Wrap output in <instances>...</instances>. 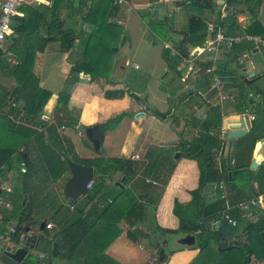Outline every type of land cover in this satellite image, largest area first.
I'll list each match as a JSON object with an SVG mask.
<instances>
[{
	"label": "crops",
	"instance_id": "1",
	"mask_svg": "<svg viewBox=\"0 0 264 264\" xmlns=\"http://www.w3.org/2000/svg\"><path fill=\"white\" fill-rule=\"evenodd\" d=\"M97 1L25 0L12 18L13 32H11L10 38L5 39L0 49V159L7 157L0 165V232L6 233L9 229H14L26 204L31 209V220L35 223L33 227L27 226L34 236L32 240H34L33 245L35 244V247L28 248L27 246H22L26 250V253L17 264H42L40 258L44 257L45 254L43 252L47 246L45 241L47 238L49 239L52 231L56 229L55 220L52 217L59 219L58 216L61 211L58 210H62L60 208L62 206H67L68 210L72 209V206L67 204L66 198L61 193V187L68 177V171L67 174H64V176L62 174V177L55 181L48 175L44 155L47 147L50 146V138L59 142L63 149L76 159L81 160L96 157L94 155V152H96L100 153L97 155L104 158L114 157L131 160L134 163L135 174L128 184L133 185V189L138 195L140 193V196L147 195L143 193L150 191L153 185L160 187L161 183L164 182L160 189L161 192L156 195L158 202L154 205L155 222L164 228H177L178 222H175L174 216L170 213L174 198L182 205L189 204L191 202V191L195 189H199L202 197L207 202H211L213 199H220L225 207L223 212L225 211L226 213L232 209L231 205L245 202L235 194L233 189L225 185L222 179H220L222 181L221 187L218 186L220 180L216 184L212 183L206 187H202V185L199 187L197 161L200 160V157L183 154L179 148L180 143H186L191 137L197 135L199 131L198 122L206 117L210 107L216 106L218 107L220 116L218 138L222 140V144L224 143V148L221 149V145L220 149L213 153V168L218 173L223 171L222 158H225L226 154L239 164V167L245 166L247 162L248 165L250 164L253 152L255 153V151L253 148L251 154H248L249 143L243 136L247 134L252 125L255 126L257 124L258 113L253 109L254 103L252 101L249 102L250 99L247 98H258L259 100L256 102L261 108L263 100L262 98L260 99L258 94L252 96L247 92L246 95L242 93L243 98H241L232 80H235L234 75L239 72L246 76L249 73H255L256 70H259V74L264 71V67H255L258 64L264 65V56L263 58H259L256 54L260 45L250 41H243L249 43L252 49L251 51H243L237 54L239 56L235 59L238 60L240 58L238 64L243 63L241 67L237 68L236 60L234 59L235 54L228 52V48L221 46L220 49L196 56L192 61L193 69L191 71L187 69V60L191 58L190 53H192V49L196 46L190 48L189 55L182 59L184 66H186L184 72L180 71L177 74L176 71L180 70V68L176 66L173 69L176 80L171 82L165 89L160 87L159 83L152 81V84L144 92L145 99L152 108L146 107L142 115L133 117L132 115L141 109L138 107L137 100H133L124 93L122 96L124 98L120 100L123 103L119 108V105L114 103L115 99L118 98L106 99L102 95L103 90L127 89V87H122L123 84L112 87L110 83L105 82V78L98 76L91 79L87 73L72 71V62L76 59V56L71 53V50H62L59 40L42 43V39L45 37L42 29L53 18L62 23V27L64 24L74 27V29L63 27L64 30H72L73 33L79 30L90 31L94 24L92 23V19L85 22L83 18L88 13V10L94 7ZM134 1L143 2L135 3ZM175 1L120 0V2H116V0H110L109 4L111 7L105 10L106 16L104 21L111 23L115 19L114 23L118 27L123 26L125 21L119 17L121 11L118 10L121 4L128 6V8L130 7L129 3L144 6L148 4L147 7L150 9L149 4L155 2L157 3V8L163 3L166 6L165 8L168 9L167 4L170 3L171 7L169 6V8L175 12L178 7H181L174 3ZM218 1L212 0L213 3L217 4ZM103 6L104 4L99 9H102ZM260 8L264 9V4ZM223 11H225V6ZM203 13L207 12L202 11V16ZM210 15V21H206L208 30L204 40L212 35L211 29L216 27L213 23V14L211 13ZM259 19L264 22V13H260ZM22 25H24L25 31L15 32V29L20 30ZM177 26L183 28L174 31L182 30L187 25L182 24L179 26L178 24ZM178 35L180 38V34ZM123 41L124 37L121 39V44L124 43ZM164 42L163 45L170 46L166 41ZM170 49V54H175L171 46ZM219 54L227 56L229 58L228 63L223 62L224 60L218 57ZM203 61H211V64L201 70L196 62L202 63ZM6 63L8 64L6 65ZM220 63L226 66L225 73L219 74L217 72L216 65ZM212 65L214 66V70L206 72L205 69ZM232 70L236 72L231 73ZM23 72L27 75H32L36 79L37 86L49 92L44 105L34 115L25 107V101L28 99L30 91L20 87L24 83V79L21 76ZM198 73L201 76V92L193 88L194 82L198 80ZM260 77L257 76L255 80ZM214 78H217L221 83L222 87L219 91L215 88ZM98 81H101L100 85H102L99 89H97L96 84ZM244 82L245 85L249 83V81ZM190 90L194 92V95H198L199 99L195 98V101L192 100V94L183 99ZM220 95L231 96V98L220 99ZM97 96L105 99L103 103L107 105L115 104L116 107L112 111L105 113L104 115L106 116L100 115L98 117V115L87 114L84 117L85 119H82L83 109L80 104L90 105L93 100L96 103L99 100L96 99L98 98ZM242 101H245V104H242L241 109H237L238 106H241L239 103ZM252 103L253 106H251ZM78 109L80 110L77 111ZM122 110L129 111L132 115L123 117L113 128L102 132L98 151L85 149L81 154L77 153L79 147L77 145L78 139L82 140L83 146L87 147L88 143L85 139H82L81 131L76 126L78 127L83 124L84 126L97 125ZM151 113L165 114L166 117L160 120L151 115ZM245 113L248 120L250 114L254 118L249 120V127L246 128V133L239 138L232 139L228 145L224 130L228 127L229 121L237 119L238 115ZM75 115L81 116V123L83 124H78L77 119L74 117ZM65 117L72 119V129L66 126ZM123 119L125 120L123 121ZM49 126L54 127V130L51 129L48 133L46 128ZM110 133L118 137V141L115 144L111 143L110 150L115 149L119 156H110L103 149V144L105 142L109 143L111 139ZM262 134H264V131H262ZM176 152L178 156L174 157L173 154ZM69 155L68 158L70 159ZM133 155H136V157H132ZM225 160L229 162V159L227 160L226 158ZM114 176L117 179L119 172L111 174V177ZM108 181L111 180L109 179ZM59 183H62L60 188ZM255 187L256 184L253 183V188ZM216 188L218 189V193ZM263 195L264 193L258 197ZM97 200L98 202H102L108 201L109 198L105 196ZM158 216L160 221L157 218ZM240 216H243V214L240 213ZM216 221H210L211 225L215 226ZM41 222L44 223L43 229H39ZM47 223L51 224L50 228L45 227ZM122 224L124 223L120 222L119 226ZM23 226L25 225H21L22 228L18 238L24 233L22 230ZM9 236L0 240V253L11 242H14L9 239ZM181 236L183 235L179 234L172 237L176 240ZM40 237L43 238L42 241ZM236 238L238 239L237 236ZM138 248L141 249V246L128 240L125 236V231L121 229L118 237L104 250V253L115 258L119 263L124 264L122 260L128 261L126 259L128 255L131 256L133 250L137 252ZM185 250H195L193 255L184 262V264H187L197 254V249H182L179 251ZM137 254L136 257L133 254L129 258L133 261V264H139L141 261V257L139 256L142 253L138 251ZM130 260L126 264L132 263ZM0 264L5 263L0 261Z\"/></svg>",
	"mask_w": 264,
	"mask_h": 264
},
{
	"label": "trees",
	"instance_id": "2",
	"mask_svg": "<svg viewBox=\"0 0 264 264\" xmlns=\"http://www.w3.org/2000/svg\"><path fill=\"white\" fill-rule=\"evenodd\" d=\"M108 2L110 0H98L83 18L85 22L92 19L94 24L90 31L79 30L73 33L72 30H64L62 23L54 18L47 24L45 23L46 25L42 29L45 34L42 43L59 40L62 50H71V53L76 56V59L72 62L71 70L87 73L91 79L99 76L95 73L97 60L92 59L94 58V48L92 49L91 47L93 38L101 42L100 36H98L100 32V27H98L100 14H103L101 22L105 27L113 25L112 23L104 22L106 16L105 6L108 5ZM174 3L179 6L195 7L198 13L189 16L187 26L184 29L175 31L180 34L178 41L171 44L175 54H170L168 48H164L161 51L162 59L170 65L172 70L177 66L176 59L182 60L186 58L189 55V49L199 45L204 40L208 25L201 13L204 9H210L214 4L212 0H176ZM102 4H104L103 8L99 9ZM262 4H264V0H226L225 15H220V9L217 10L216 14H213V23L216 27L211 29L212 35L218 29L227 36L245 33L257 35L264 39V22L259 19L260 13H264L260 11ZM239 13H243L250 18V22L245 26H241L235 19V16ZM156 26L154 29L158 30L159 27ZM11 30L13 32L12 25ZM167 30H169V27H167ZM19 31H25L24 25H22L20 30L15 29V32ZM10 36L11 34L8 38ZM261 46L264 45H260L259 48ZM251 49L252 46L249 43L238 42L232 44L228 48V52L235 54V59L239 56L237 55L239 52L251 51ZM196 64L202 70V68L210 65L211 61L196 62ZM236 65L238 68L243 63L238 64V60H236ZM216 67L219 74L225 73L226 66L220 63ZM179 72L180 70L176 71L177 74ZM235 72L232 70L231 73ZM262 75H264V71L258 77ZM21 76L24 79V83L20 87L30 91L29 97L25 101V107L34 115L44 105L49 92L38 87L36 79L32 75H27L23 72ZM244 77L245 75L237 73L235 80H232L238 95L243 98L242 93H245V95L250 93L252 96L258 94L260 99L262 98L263 100L261 112L264 114V97L261 90L257 88L250 90V85L254 83L255 79L247 80L249 83L245 85ZM196 83L199 84L198 82ZM126 92L128 93V89L103 90L102 95L106 99H113L122 97ZM191 94H194V92H188L183 99ZM129 96L131 95L129 94ZM130 98L133 99L132 96ZM247 99L254 103L251 97ZM253 103L251 106H253ZM242 104L244 105L245 101L239 103L241 106H238L237 109H241ZM131 115L129 111L122 110L97 125L104 132L113 128L123 117ZM151 115L160 120L166 117L165 114L160 113H151ZM219 119L218 107H210L206 117L198 122L199 131L197 135L191 137L186 143H180L179 149L183 154L200 157V160L197 161L199 187L201 185L206 187L212 183L216 184L222 179L224 184L233 189L242 201L255 200L256 205L251 207L255 208L259 213L254 220H242L237 209L232 208L227 212L235 220V225L227 224L220 217L225 209L222 201L213 199L211 202H207L202 197L199 189H195L191 191V202L189 204L182 205L174 198L171 212L177 218L178 225L175 229L164 228L159 226L154 219V205L158 202L156 200L158 193L155 192L157 189H159L157 191L161 192L160 189L164 182L161 183L160 187L151 185L150 191L143 193L147 195L140 196L133 189V186L128 184L135 174L134 163L131 160L114 157L104 158L102 156L78 159L79 161L71 159L74 162L92 166L93 180L83 197L78 200L66 199L67 204L71 205L72 209L68 210L67 206H62L60 207L62 210H58L61 211L59 212V219L52 217L55 220L56 229L52 231V235L45 241L47 244L46 249L43 250L45 254L44 257L40 258L42 264H58L59 262L56 263V260H63L64 263L68 264H75L76 262L77 264H121L104 253V250L120 234V222L126 225L125 236L128 240L139 243L140 239L145 238L148 240L149 245L156 248L155 264H165L167 254L182 250L172 248L167 250L168 253L163 251V247L167 246L171 237L179 234L194 236L193 245L187 247V249H197V254L187 264H249L251 255L257 260L264 259V241L261 237L264 234V206L258 199V196L264 193V162L253 171L248 168V162L245 166L239 167L236 162L233 161V165V163L230 164L226 161V158H222L223 171L218 173L213 168L212 155L222 145V140L218 138ZM84 127V125H81V128ZM255 128L252 125L247 134L243 136L249 143L248 154H251L255 141L264 137V134L256 132ZM51 129L54 130V127L49 126L46 131L49 133ZM38 134L40 135L41 133ZM49 142L50 146L46 149L44 160L48 175L55 181L67 171L64 157H68V155L59 142L52 138L49 139ZM188 158L191 159L190 157ZM6 159L7 157L0 159V165ZM228 159L232 158L228 156ZM241 171H244L243 177L238 181L237 175ZM116 172H119V176L115 180L116 190L110 194L106 181L107 179L111 180V174ZM253 183L256 184L255 188H253ZM216 191L218 193V189ZM105 196L109 198L108 201L98 202V198ZM157 218L160 221L159 216ZM216 219L219 220L217 227L212 226L210 223V221H216ZM162 221L164 220L162 219ZM22 224L25 225L23 228L27 226L33 227L35 224L31 220V209L28 204L22 210L20 219L9 236L10 240L15 242L20 235ZM237 226H241L242 232H247L246 235L254 232L255 239L251 240L252 245L247 244L246 238L243 241H225L223 228L235 229ZM163 239L165 242H162ZM40 240L42 241L43 238L40 237ZM160 249L163 252L162 258L158 256Z\"/></svg>",
	"mask_w": 264,
	"mask_h": 264
},
{
	"label": "rangeland",
	"instance_id": "3",
	"mask_svg": "<svg viewBox=\"0 0 264 264\" xmlns=\"http://www.w3.org/2000/svg\"><path fill=\"white\" fill-rule=\"evenodd\" d=\"M134 2L142 3L143 1H134ZM129 4H130L129 8L128 6H124V4L119 5L118 10L121 11L119 17L123 21H125L123 26L121 27H118L114 23L115 19H113V22H111L113 25H111L110 27H105L104 24L101 22L103 14H100L99 16L100 23L98 25V27H100L99 28L100 32L98 36H100L101 42L93 38L91 48L92 49L94 48V51H93L94 57H95L94 59L97 60L96 67H95V73L99 75L100 77L105 78L106 79L105 82L110 83L112 87H116V86L123 84L122 87L125 86L128 89V93L126 92L127 95L129 96L130 94L133 97V99L137 100L138 107L141 109L132 115L134 117L135 114H139L145 111L146 107L152 108L147 103L145 99V95H144L146 88L152 84V81L159 83V86L165 89V87H167L171 82L176 80L175 72L170 68V65L166 63L161 57V51L164 49L163 42L166 41V43L171 46L173 42L178 41L179 35L174 30H178L183 27H178L177 25L178 24L179 26H181L182 24L187 25V21L191 13L192 14L198 13V10L195 7L181 6V7H178V9L175 12H173L171 8H169V6L171 5L170 3L167 4L168 9L165 8L166 6L163 3L161 4L159 8L156 7L157 3L155 2L150 3L149 4L150 9H148L147 7L148 4L145 6L136 5L133 3H129ZM217 5H218L217 3H214V5H212L210 9L203 10L207 12L205 14L203 13V17L205 16L204 18L206 19V21H209L211 18V15H210L211 13L209 12H212V14H216L217 9H219V6ZM110 7H111L110 4L105 6V10L110 9ZM262 9L261 11L264 10ZM220 15L221 16L225 15V11L220 10ZM235 19L241 26L243 25L245 26L247 23L250 22L249 21L250 18L243 13L237 14L235 16ZM157 23L159 26L157 25ZM154 25L156 27H159V29L158 30L154 29L155 27ZM160 27H163V28H160ZM167 27H169V30H167ZM123 37H124V41H123L124 43L121 44V39ZM256 54L258 55L259 58H263L264 46H261L258 49V52ZM218 57L221 60H224L223 62L225 63H228L229 61V58H227V56L225 55L219 54ZM176 63H177V67L180 68V71L184 72V69H186V66H184V63L182 62V60L176 59ZM7 64L8 63H6V65ZM255 67L263 68L264 65L258 64ZM239 74H241V72H239ZM234 76L237 77V74H235ZM197 77H198L197 78L198 80L196 82H198L199 84L194 82L193 88L194 90L197 89L199 92H201L202 83L200 81L201 79L200 73H198ZM118 82H121V83H118ZM253 82L254 83L250 85V90H254L257 88L261 90L262 95L264 97V76H261L260 78L256 79ZM96 84H97V89H99V87H102V85H100L101 81L96 82ZM68 88L70 89V87ZM77 90H79V88H77ZM190 92L192 91L190 90ZM192 95H193L191 97L192 100L195 101V98L199 99L198 95H194V94ZM97 97L98 98L96 99H99V100L96 103H95V100H93L92 103H90V105L80 104V106L83 109L82 117L80 116L82 119L85 117V115L87 116V114H90L93 116L98 115V117H100V115L106 116L104 115L105 113L112 111L116 107L115 104L107 105L103 103V100L105 99L100 98L99 96ZM123 98L124 97L115 99L114 103H116V105H119V108L120 106H122L123 102H121L120 100H122ZM252 99L254 101L253 109L256 113H258L257 119H256L257 124L255 125L256 127L255 129H256V132L262 133V131H264V115L261 114L262 108L256 102L257 100H259L258 98L252 97ZM80 106L79 108H81ZM79 110L80 109H78L77 111ZM74 117L75 119H77L78 124H83L81 123L80 117L76 115ZM65 120H66L65 122L66 126L72 129V126H73L72 119L69 117H65ZM124 120L125 119H123V121ZM260 124H263V125H260ZM76 128L79 131H81V125L78 127L76 126ZM113 136L114 135L111 134V139L109 140V143L105 142L103 144V149L105 150L107 154H110V156H119L115 149L110 150V146L113 143L115 144L116 141H118V137L116 136L113 137ZM83 137L84 136H82V139L84 140ZM77 145L79 146L77 149V153L81 154L82 152H84L85 149L86 150L88 149L89 151L92 150L90 144H88L87 147L83 146L81 139L77 140ZM66 154L69 155V153L67 152ZM97 154H100V153L94 152V155L100 156ZM69 156H70V159L74 161H79L78 159L71 157L72 155H69ZM243 173L244 171H241L237 175L238 181L243 177ZM64 174H67V171H65ZM111 178H112L111 181H108L109 179H107L106 181V186L108 190L110 191V194L116 190V186H115L116 178L115 176ZM61 184L59 185V188ZM155 193H160V191L156 190ZM258 199L261 202L262 206H264V195L261 197H258ZM249 212H250V215H247L246 213H244L243 216H241L242 220H246V219L254 220L259 213V211H256V209L253 207H250ZM170 213L172 214V212ZM174 219H175V222H177V218L175 216H174ZM214 225L215 227H217L219 225V220H217ZM120 227L122 230L125 231L126 229L125 224H122ZM223 229L225 231V241L226 242L243 241L246 238L247 244L252 245L251 240L255 239L254 234H253L254 232L252 234L248 233L246 235L247 232L246 233L242 232L241 226H237L235 229H232L229 227H224ZM236 236L238 237V239L236 238ZM234 237L235 239H233ZM136 244L140 245L141 249L138 248L139 250H137V252H134L133 250L131 256L135 254V257H136L138 255L137 254L138 251H140L142 254L141 256H139L141 257V261L139 262V264H155V249L156 248L149 245L148 240L145 238L140 239V242ZM176 244H177V239L175 240L174 237H171L170 242L167 244V246L163 247V251L168 253L167 250L174 248ZM194 252L195 250L193 251L192 250L191 251L190 250H185V251L177 250V251L171 252L170 254H167L165 264H184V262L187 261V259L190 258ZM131 256L128 255V258L126 259H128L129 261L130 260L129 258H131ZM128 261L122 260V263L124 264L129 263ZM130 261L132 262L130 264H133V261L132 260ZM57 262H59L58 264H68V263H64L63 260L61 261L56 260V263ZM75 264H77V262ZM249 264H264V259L257 260L254 258V256L251 255Z\"/></svg>",
	"mask_w": 264,
	"mask_h": 264
},
{
	"label": "water",
	"instance_id": "4",
	"mask_svg": "<svg viewBox=\"0 0 264 264\" xmlns=\"http://www.w3.org/2000/svg\"><path fill=\"white\" fill-rule=\"evenodd\" d=\"M63 27L74 29V27L69 24H64ZM239 59L240 58H238V60ZM258 74L259 70H256L255 73H249L243 78V81L255 79L257 78ZM249 102H251V100H249ZM142 114V112L139 114H135L134 117ZM247 127H249V120L246 113L238 115L237 119L229 121L228 127L224 130L225 139H227L228 145L230 144V141L232 139L243 136L246 133ZM81 134L82 136H84L83 138L88 144H90L91 148L94 151L99 150L100 141L102 139V131L96 124L81 128ZM223 148L224 143L222 144L221 149ZM177 156L178 153L176 152L174 157ZM225 158L228 159V154H226ZM64 160L68 171V177L62 184L61 193L66 199L77 200L87 193L85 185L93 178V167L74 162L66 156L64 157ZM261 162H264V145L257 152H255V154L253 152V157L251 158L249 168L254 170ZM43 228L44 223L41 222L39 225V229ZM22 230L24 233L15 242H11L10 245L6 246L0 253V261H2L3 263L17 264L26 253V250L22 246H27L28 248L35 247V244L33 245L34 240H32L34 239L33 234L27 227H24ZM261 237L264 241V234H262ZM162 242H165V240L163 239ZM193 243L194 236L186 234L177 238V244L174 246V248L187 249V247L193 245ZM158 256L159 258L163 257V252L161 249L158 251Z\"/></svg>",
	"mask_w": 264,
	"mask_h": 264
},
{
	"label": "built area",
	"instance_id": "5",
	"mask_svg": "<svg viewBox=\"0 0 264 264\" xmlns=\"http://www.w3.org/2000/svg\"><path fill=\"white\" fill-rule=\"evenodd\" d=\"M25 2V0H0V49L2 48L3 42L6 38L11 34V19L16 14L17 9ZM116 2H120V0H116ZM218 5L220 7V10L223 11V8L225 6L224 0H219ZM243 41H250L257 45H263L264 40L256 35H248V34H242V35H235V36H227L224 35L221 31L216 30L213 35H211L209 38L205 39L201 44L197 45L192 49V53H190L191 58L187 60L188 70L193 69V59L196 56H200L205 52L213 51L220 49L221 46L225 48H229L232 44L243 42ZM165 48L170 49V46L164 44ZM173 52V50H172ZM175 53V52H174ZM214 70V66L212 65L209 68H206L205 71H211ZM214 85L215 88L219 91L221 89V83L217 78H214ZM220 99L225 98H231V96H219ZM254 116L252 114L249 115V120L253 119ZM132 157H136V155H133ZM230 164L233 163V160H229ZM92 180L86 183L85 188L88 190L90 188ZM218 186H222V181L220 180L218 182ZM256 205L255 200H249L247 202H238L234 205H231L230 207L237 209L238 212L241 214L246 213L247 215H250V207ZM7 206V204H5ZM227 224L234 226L235 220L231 218L228 213L225 211L221 213L220 216ZM0 220H1V214H0ZM46 228H50L51 224L47 223L45 225ZM13 232V229H9L6 231V233L0 232V240H3L6 236L10 235ZM42 257V256H41Z\"/></svg>",
	"mask_w": 264,
	"mask_h": 264
},
{
	"label": "bare ground",
	"instance_id": "6",
	"mask_svg": "<svg viewBox=\"0 0 264 264\" xmlns=\"http://www.w3.org/2000/svg\"><path fill=\"white\" fill-rule=\"evenodd\" d=\"M227 126H228V125H227ZM263 145H264V138L258 140V141L255 143L254 151L257 152L260 148L263 147ZM254 154H255V153H254Z\"/></svg>",
	"mask_w": 264,
	"mask_h": 264
}]
</instances>
